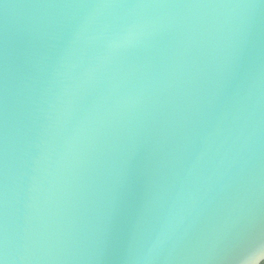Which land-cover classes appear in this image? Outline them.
I'll return each instance as SVG.
<instances>
[{
  "label": "water",
  "instance_id": "95a60500",
  "mask_svg": "<svg viewBox=\"0 0 264 264\" xmlns=\"http://www.w3.org/2000/svg\"><path fill=\"white\" fill-rule=\"evenodd\" d=\"M264 254V0H0V264Z\"/></svg>",
  "mask_w": 264,
  "mask_h": 264
},
{
  "label": "clouds",
  "instance_id": "9594fccd",
  "mask_svg": "<svg viewBox=\"0 0 264 264\" xmlns=\"http://www.w3.org/2000/svg\"><path fill=\"white\" fill-rule=\"evenodd\" d=\"M244 264H264V254H261L258 260L253 257L250 260H246Z\"/></svg>",
  "mask_w": 264,
  "mask_h": 264
}]
</instances>
